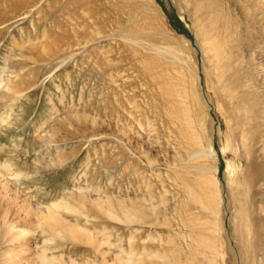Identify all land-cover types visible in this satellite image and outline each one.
<instances>
[{
  "label": "rangeland",
  "instance_id": "1",
  "mask_svg": "<svg viewBox=\"0 0 264 264\" xmlns=\"http://www.w3.org/2000/svg\"><path fill=\"white\" fill-rule=\"evenodd\" d=\"M80 1L27 0L0 13V202L18 197L12 217L30 203L36 223L61 204V219L100 244L37 228L27 261L40 264L46 250L63 264H264V127L238 124L232 103L214 93L184 2ZM244 2L232 25L264 35ZM258 42L254 65H244L264 100V38ZM169 86L187 97L180 102ZM243 176L250 185L236 182ZM202 181L207 194L218 193L215 207L192 196L189 185ZM121 202L140 207L146 222L125 221ZM3 233L0 254L16 247Z\"/></svg>",
  "mask_w": 264,
  "mask_h": 264
},
{
  "label": "bare ground",
  "instance_id": "2",
  "mask_svg": "<svg viewBox=\"0 0 264 264\" xmlns=\"http://www.w3.org/2000/svg\"><path fill=\"white\" fill-rule=\"evenodd\" d=\"M180 1L182 3L184 2L186 6V10L190 13L189 15L191 16L193 20V26L198 36V43L201 46L204 55L210 61V67H212V71L210 73L215 77V80H216V83L212 86L214 93L216 95L220 94L221 95V96L219 95L220 97L225 96L230 101V104L227 102L229 105H231L232 103V106L235 109L233 110L235 111V114L237 113L238 115L236 117H239L238 124L243 125L245 127L246 124L248 125L250 123H254V121L256 120V121H260L258 123L259 127H260V123H262L264 127V100L262 99L263 96L261 97L260 91L256 90L255 86H253V82H252L253 76L246 72L247 68H245V65H244L245 63H247L248 65H252V66L254 65V61H253L254 59L251 58L253 57V54L251 53L253 51V48L258 47V46H255V44L261 45L262 42L257 43V40L259 38H264V35L261 34L258 36H253V35H249L250 34L249 33L248 35L246 34L244 36L243 34L244 32L242 33L241 30L239 31L237 30V28L236 29L234 28L235 26L234 24L232 25V23H236V22H234L235 17H233V11H234V7L237 5V2H239L240 0H180ZM85 2L89 3L88 0ZM81 3L82 2L80 1V4ZM25 4H27V0H0V13H2V9L5 8L6 6L11 7V8H16V7L24 6ZM243 4H244L243 8L247 10L245 11L246 18L248 14H252L251 17L253 18L254 16L253 13L255 14L259 13L258 15L260 16L257 19H255V21L257 20L258 23L263 27L264 26V0H245ZM238 5L242 6V4H238ZM88 11H90L89 13L93 15L99 13L98 12L99 10L96 8L95 9L90 8L88 9ZM116 13H120V12L117 11ZM157 15L161 17L160 12H157ZM254 17H257V16H254ZM3 18L1 19V21L3 20ZM100 20L103 21L101 17H100ZM253 20L254 18L252 19V21ZM98 22H101V21H98ZM117 23L119 24V20L117 21ZM246 27L247 26H245V28ZM126 31L129 32L128 29ZM139 33H140L139 30L134 29L129 39L130 40L137 39V35H139ZM170 41L171 42L174 41V43L177 42L173 38H171ZM192 71H193L192 72L193 87L197 90V93H198L199 88H198L197 72L195 69H193ZM4 80L5 79L3 78L0 79V85L2 84ZM166 82H167L166 83L167 85L171 83L170 81H166ZM169 87L170 89L169 90L167 89V94H170V93L178 94V96L182 98L180 99L181 101L179 100L180 102H182L183 99L187 97V94L185 93V91L173 89L171 86ZM197 96H198L199 102L202 101L200 93L197 94ZM260 98L262 99V101L260 100ZM188 109L189 108L184 107L185 111H188ZM234 111H232L231 113L233 114ZM256 127H253L252 130L255 131L256 129L257 131L258 129ZM247 132H250V131H247ZM246 135H244V137L241 136L243 138L242 143L246 142V138H247ZM251 137L252 136H250L249 138ZM9 167L10 166L6 165L7 169H9ZM257 176H259L258 170L254 169V175H252L253 181H255V178ZM250 177L248 178L250 179ZM236 182L241 183L240 185H245V184L247 185L249 181L245 179V177L243 176L242 178L241 177L236 178ZM256 182H257V179H256ZM249 185H250V182H249ZM205 186H206V183H203V181L200 184L191 183V186L189 185V187L192 190V194H193L192 196H194V199H197V201H199L200 204L204 208L212 207V206L215 207L217 199H218V193L212 192L210 194H207L205 190ZM207 186H209V183L207 184ZM2 188L4 190H7V192L9 190V186L6 184H3ZM6 196L7 194L2 196L1 200H5V201H3V203L0 202L1 204V207H0V227L1 229L0 230L3 229L4 231L3 233L4 239L8 238V240L6 239L7 241L6 240L4 241L6 243L7 242L13 243L16 247L15 248L11 247L12 249H10L9 251H5L2 254H0V264H24L25 263L24 261L29 262L28 264H30V261H27L29 258L24 256V254L26 253L25 251L29 249L28 243H27V240L29 241L28 234L34 231L35 229L37 230V228H42V227L43 228L47 227L48 228L47 231H51L53 234L64 232L67 235L77 240L85 239L86 242L94 244L97 247L100 245L96 240L93 239L90 233L85 232L84 230H81L75 227L74 225L73 226L69 225L67 224V222H64V220L61 219V217L56 211L58 207L62 206L61 204H54L53 207L48 208V213L45 215L43 214L39 216L37 214L39 221L38 223H36V222H33V218H32V221H31V218H29V216L30 217L32 216L31 214H33V212H32L30 203L26 201L17 207L18 210L15 214V217H12V215H10V208L12 207L10 206H13L14 203H15V206L16 204L17 205L19 204L18 199H17L18 197L15 196L11 198V196L9 195L10 198H7ZM241 196H242L241 197L242 200L245 201L246 199L245 197L247 196L245 191L242 192ZM247 201H245V204ZM119 208L121 209V213L125 221L129 223L134 222V221H138V222L140 221L142 223L146 222L145 218L148 215H146L145 213L142 214L143 211L140 207L136 208V206H134L132 211H128L127 207L124 206V203L121 202ZM22 212L25 213L29 219L27 218V216H25L26 218L23 217ZM238 214L239 215H236V216H240L241 219L245 221V223H243L245 229L246 228L249 229L250 226L247 220L246 209L240 208V210H238ZM35 215H36V212H35ZM17 226H19L20 228L17 229L16 228ZM14 229H17V230H14ZM245 229L242 228V230L244 231ZM246 232H247V229H246ZM256 240L257 239H255V241ZM258 244H260L259 241H256V243L253 245L256 246ZM246 250L249 251L248 246L246 247ZM37 255L40 260V264H63L60 262L57 263L54 256L49 257L46 253V250L45 252L39 253ZM105 262L107 264H112L106 260ZM113 264H116L115 261Z\"/></svg>",
  "mask_w": 264,
  "mask_h": 264
}]
</instances>
